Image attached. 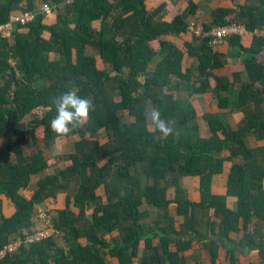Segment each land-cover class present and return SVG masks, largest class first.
<instances>
[{
  "label": "trees",
  "instance_id": "trees-1",
  "mask_svg": "<svg viewBox=\"0 0 264 264\" xmlns=\"http://www.w3.org/2000/svg\"><path fill=\"white\" fill-rule=\"evenodd\" d=\"M42 1L55 4L56 8L65 2V13L58 12L56 22L46 24L47 14L38 12L25 25L15 24L11 38L0 35V249L11 243L13 235L23 238L35 206L61 192H67L65 208L58 211L53 225L67 246H56L52 237L30 244L28 251L18 248L0 264H48L49 260L55 264H105V255L117 258L119 264H130L136 255L129 250L141 239L146 251L141 264H161L153 238L158 239L166 253L168 233L180 232L174 229L172 219L154 223V229L148 227L154 231L150 234L139 223L147 215L139 212L143 201L158 208L174 202L178 216L188 215V231L194 221L192 210L213 209V234L218 230L220 236L231 241V233L244 230L243 246H256L255 234L264 238V231L256 229L252 233L249 227L255 217L261 221L258 227L264 226V168L255 160L256 156L264 160V147L256 154L248 148L246 139L256 135L264 140V59L260 57L264 38H256L250 48L242 45L240 36L228 40L234 50L231 55L243 57L250 79L239 89V108L245 113L242 126L234 131L219 115L209 114L205 119L211 136L194 141L189 136L197 129L192 125L196 112L177 104L168 92L172 80H195L200 84L198 92L207 91L212 78H216V93L229 85L226 78L215 75L224 66L226 56L216 51L210 37L193 35L195 41H187L181 47L164 40L171 34L189 33L187 26L191 21L187 15L198 6L194 0H189L185 13L177 14L170 22L161 19L163 3L148 10L144 0ZM251 2L239 7V22L228 19L233 10L219 9L213 11L210 25H197L210 32L214 27L235 22L254 32L264 27V0ZM34 6L35 0H0V21H8L14 10H35ZM44 32L49 36L44 37ZM152 43H157V50ZM88 44L98 46L102 63L108 69H99L96 59L85 54ZM51 52L58 57L50 58ZM186 56L194 60L196 79L193 69H183ZM69 89L92 99L94 111L87 122L67 135L77 137L71 165L40 179L27 199L21 190L29 186L32 175L47 168V163L40 148L31 156H24L26 137L35 144L38 136L46 147L56 138L66 137L51 130L50 120L56 115L53 99ZM39 106L49 110L40 118L33 114L35 117L24 125L22 120ZM152 109L159 110L161 119L174 126L171 135L164 136L156 130L150 119ZM100 134L107 139L103 145L91 141ZM225 151L230 155L223 156ZM238 155L245 162L232 166L227 195H214L213 177L223 172L226 161H233ZM102 160L106 162L100 165ZM84 169L88 172L81 183ZM169 177L175 187L173 200L167 198L162 186ZM185 177H200V203L181 199L179 182ZM122 179L129 184L120 194L113 187ZM142 179L148 183L143 185ZM100 187L104 188L105 200L96 193ZM2 195L14 204L15 212L9 218L3 214ZM228 197L237 199L236 209L228 206ZM91 202L96 204L93 222L79 229L76 224ZM71 205L79 210V215H75ZM236 218L242 220V228L235 226ZM112 232L118 233L120 241L113 240L110 246L104 236ZM80 239H85L84 245ZM190 245L184 241L181 248L186 250ZM173 258L177 264H186L182 256Z\"/></svg>",
  "mask_w": 264,
  "mask_h": 264
},
{
  "label": "crops",
  "instance_id": "crops-1",
  "mask_svg": "<svg viewBox=\"0 0 264 264\" xmlns=\"http://www.w3.org/2000/svg\"><path fill=\"white\" fill-rule=\"evenodd\" d=\"M194 2H196L198 6L193 13L187 15V20L203 24L204 26L210 25L212 23L213 11L219 9L233 10L234 13H231L228 19L239 22V18H237V11L239 7L252 3L251 0H194ZM43 3L44 1L42 0H35V10H40ZM161 3L164 4L161 19L166 22H170L177 14L183 12L185 13L188 10L190 4L189 0H144L145 7L148 10H153ZM65 4V2L61 3L57 8L55 4H50L52 10L49 14L45 15L44 23H55L57 19V13H65ZM20 11L21 10H14L13 12L18 13ZM94 26H97L96 22H94ZM21 30H25V28H21ZM43 35L44 37L49 36L47 32H44ZM256 38H264V27L257 28L254 32H249L246 30V32L240 36L241 43L245 48H250ZM164 40H168L169 42L180 47L187 41H195L193 35L190 33H181L177 35L171 34L165 36ZM196 44H200L197 39ZM151 46L155 50L158 48L157 43H152ZM214 46L216 47L215 49L217 52L226 56L224 57V66L215 71V75L226 78L228 81L229 85L226 90H220L217 93L215 92L217 85L215 80L216 78H212L210 80V87L205 92L197 91V88L200 87V84L195 80L192 82H180L177 79H173L168 88V92L172 94L177 104L184 105L187 109H194L196 112V119L192 125L196 126L197 129L192 135L189 136L190 140L194 141L211 136L209 122L205 119V117L209 114L219 115L222 122L234 131L238 130L245 120V113L239 108V89L244 83L249 82L250 79L249 73L247 72L243 61V57L231 55L234 50L231 47L229 41ZM85 54L96 59V64L99 69H108V66L102 63L99 48L96 44L86 45ZM56 57H58V54L55 52L50 53V58ZM260 57L262 60L264 59V52H262ZM193 61L194 60L188 56L184 57L183 69H193V78L196 79L198 72L194 69ZM223 101H225V105L223 104ZM250 106L249 108H252L253 104L251 103ZM34 117L35 116L33 113H31L30 115H27L22 120V122L24 125H27L29 119ZM26 139L27 141L23 146L24 156L29 157L37 152V148H40L42 150L44 160L47 163V168L38 174L32 175L30 177L29 186L25 190H21L22 195L29 199L36 189V184L40 179H43L46 175L62 171L71 165L70 156L74 152V143L77 141V137H58L54 140L53 144L47 147L38 136L36 138L35 144L31 137L27 136ZM91 141L97 142L98 145H103L106 143L107 139L105 136L100 134L97 138H92ZM246 141L248 148L254 151L256 154H259L258 151L264 147V140L258 138L256 135L249 136ZM24 149H27L26 152ZM229 155V151H225L223 154L225 157ZM255 160H258L257 162L261 164L263 169V157L256 156ZM105 162V160H102L99 164L101 165ZM244 162L245 159L243 156L238 155L233 159V161L230 160L224 163L223 172L213 177L211 190L214 195H227V185L232 166L234 164H243ZM87 172V170H83L82 173L84 177H81V183L85 182V176ZM175 176L176 175L174 174L170 177L174 178ZM170 177L168 178V181L162 184V186H164L167 191V198L173 200L175 195V187ZM147 183L148 182L146 180L142 179L143 185ZM128 184V180L122 179L115 187H113V189L119 190V193L122 194L126 190ZM179 187L181 191V199H183V201L195 203L201 202L202 192L200 177L181 178ZM96 193L98 196H102V199L105 200L103 196V187L98 188ZM66 195L67 192H61L58 193L55 198H48L42 203L36 205L35 214L32 217L31 224L26 229V231L30 232L32 230L39 229L42 226L41 217L43 216L49 217L52 220V223H54V221L57 220L58 211L65 208ZM1 199L3 201V214L6 218H9L15 212L14 204L12 200L7 198L5 195H2ZM227 204L231 209H236L237 199L234 197H228ZM95 206L96 204L91 202L90 206L84 210L83 216L76 224L79 229H83L85 226L92 224V213ZM70 207L75 215L80 214L76 207H73L72 205ZM139 212L147 213V215L144 216L139 223L143 224L144 228L148 229L150 234L154 233V231L150 229L155 228L153 227L154 223L163 224L172 219L174 223V229L177 232H180V234H176L173 231L168 233V239L170 243L166 253L163 252L162 245L158 239L153 238L152 242L154 245H156L158 252L161 254V264H177L173 257L180 256L183 257V260L186 264H264V238H261V236L256 233L255 237L258 244L256 246L249 247L243 246L242 243L246 234V231L244 230L231 233L230 239L232 242L227 240V238L224 236H220L218 230L215 232V234H213L210 228V224L215 218L213 209H203L199 207L192 210L194 221L192 222L191 231H188V228L185 225L188 215L178 216L177 207L174 202H171L166 208H158L150 206L145 201H143L142 205L139 207ZM259 222L261 221L255 217L254 222L249 227V230H251L252 233H254L253 231L256 229L264 231V226L260 225L258 227ZM234 224L240 228H242L243 225L242 220H239L238 218L235 219ZM104 238L106 242L110 243V246H113V243H111L113 240L120 241L117 232L106 234ZM18 239H22L21 236L13 235L10 241H17ZM52 240L55 242L56 246L66 249L67 244L63 239L62 233L58 232ZM79 241L82 245L85 244V239H80ZM184 241H189L191 243L190 247L186 250L181 248V243ZM20 247L26 251L29 250L28 244H21L19 248ZM129 251H131V253L134 252L136 255L132 258L130 264H141L142 259L146 254L144 239L139 240L135 248L132 250L130 249ZM105 252L106 251L104 250L103 254L102 250V255H105ZM48 264L55 263L52 260H49ZM105 264H119V262L117 258L105 255Z\"/></svg>",
  "mask_w": 264,
  "mask_h": 264
},
{
  "label": "built area",
  "instance_id": "built-area-1",
  "mask_svg": "<svg viewBox=\"0 0 264 264\" xmlns=\"http://www.w3.org/2000/svg\"><path fill=\"white\" fill-rule=\"evenodd\" d=\"M51 10L52 8L50 4L43 3L39 11L24 10L18 13L12 12L8 21H0V35L3 38H11L15 24L18 23L21 25H25L26 23L34 20L38 12L49 14ZM187 31L195 37H210L211 44L218 45L227 42L234 36H242L246 32V29L243 25L233 22L225 26L214 27L210 32H205L201 25L199 26L195 22H189ZM48 110L49 107L39 106L36 107L32 113L40 118ZM41 220L42 226L39 229H35L26 233L22 239L13 241L0 249V260H4L8 255L13 254L21 244L30 245L32 243H38L57 235L58 231L54 227L52 220L49 217L43 216L41 217Z\"/></svg>",
  "mask_w": 264,
  "mask_h": 264
},
{
  "label": "clouds",
  "instance_id": "clouds-1",
  "mask_svg": "<svg viewBox=\"0 0 264 264\" xmlns=\"http://www.w3.org/2000/svg\"><path fill=\"white\" fill-rule=\"evenodd\" d=\"M52 103L55 106L56 115L50 120V128L58 136H67L72 129L82 126L94 111L92 99L81 97L77 91L71 89L58 95ZM150 119L156 130L164 136L174 132V126L161 119L159 110L152 109Z\"/></svg>",
  "mask_w": 264,
  "mask_h": 264
},
{
  "label": "rangeland",
  "instance_id": "rangeland-1",
  "mask_svg": "<svg viewBox=\"0 0 264 264\" xmlns=\"http://www.w3.org/2000/svg\"><path fill=\"white\" fill-rule=\"evenodd\" d=\"M24 150H25V152H26L27 149H24Z\"/></svg>",
  "mask_w": 264,
  "mask_h": 264
}]
</instances>
